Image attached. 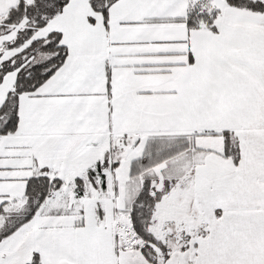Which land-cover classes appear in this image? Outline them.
<instances>
[{"label": "snow or ice", "instance_id": "snow-or-ice-1", "mask_svg": "<svg viewBox=\"0 0 264 264\" xmlns=\"http://www.w3.org/2000/svg\"><path fill=\"white\" fill-rule=\"evenodd\" d=\"M0 264H264V0H0Z\"/></svg>", "mask_w": 264, "mask_h": 264}]
</instances>
